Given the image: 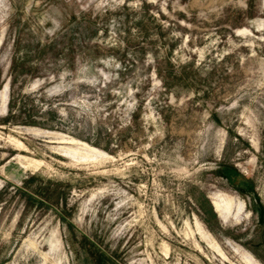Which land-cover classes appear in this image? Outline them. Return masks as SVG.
I'll list each match as a JSON object with an SVG mask.
<instances>
[{
  "label": "rangeland",
  "instance_id": "1",
  "mask_svg": "<svg viewBox=\"0 0 264 264\" xmlns=\"http://www.w3.org/2000/svg\"><path fill=\"white\" fill-rule=\"evenodd\" d=\"M0 264H264V0H0Z\"/></svg>",
  "mask_w": 264,
  "mask_h": 264
},
{
  "label": "bare ground",
  "instance_id": "2",
  "mask_svg": "<svg viewBox=\"0 0 264 264\" xmlns=\"http://www.w3.org/2000/svg\"><path fill=\"white\" fill-rule=\"evenodd\" d=\"M7 95H8V85L5 86V88L3 89L2 93H1V100L4 102L7 98ZM85 145V150L87 153H85V155L83 156L84 157H88L89 156V153H103V152H100L98 151L97 149L93 148V147H90L89 145L87 144H83ZM66 150V149H65ZM74 150V149H73ZM77 150V149H75ZM69 151L68 150V153L69 154ZM81 151V150H80ZM72 151H70L71 153ZM73 154V152H72ZM74 154H75V151H74ZM71 155V154H70ZM69 155V156H70ZM76 156V155H74ZM82 156V155H81ZM91 156V155H90ZM72 157V156H71ZM214 205H215V208H216V211L220 214V216L228 219L230 217L233 216L234 214V207H235V203H234V199L232 197H229V196H224L223 194H216L215 198H214ZM241 210V209H240ZM204 228H202L201 225H199V231L202 235V237L208 239L211 241V237L203 230ZM207 240V241H208ZM215 241V240H214ZM213 243V241H211ZM217 246V245H216Z\"/></svg>",
  "mask_w": 264,
  "mask_h": 264
}]
</instances>
